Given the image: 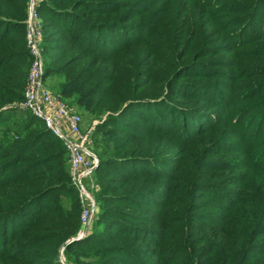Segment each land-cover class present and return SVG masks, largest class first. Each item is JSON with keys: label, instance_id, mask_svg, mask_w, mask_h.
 <instances>
[{"label": "rangeland", "instance_id": "374dc122", "mask_svg": "<svg viewBox=\"0 0 264 264\" xmlns=\"http://www.w3.org/2000/svg\"><path fill=\"white\" fill-rule=\"evenodd\" d=\"M45 1L50 14L36 1L43 84L80 115L96 157L82 179L95 208L79 235L86 199L72 179L51 188L24 181L18 171L31 158L8 165L13 156L2 157L1 144L43 127L14 97L24 94L31 54L24 28H8L0 54L23 60L15 72L23 68L25 78L19 90L0 69V96H8L0 103V211L36 192L27 184L48 188L0 237V264H264V86L255 82L263 79L264 8L238 22L228 0ZM83 27L111 44L73 43L68 32ZM79 83L87 107L70 102ZM53 142L33 156L59 153L69 170L64 143ZM129 192L135 205H105V195Z\"/></svg>", "mask_w": 264, "mask_h": 264}, {"label": "trees", "instance_id": "16d2710c", "mask_svg": "<svg viewBox=\"0 0 264 264\" xmlns=\"http://www.w3.org/2000/svg\"><path fill=\"white\" fill-rule=\"evenodd\" d=\"M59 2L62 3H66L69 2L70 0H58ZM228 9H230L231 11L234 12L232 18L236 19L238 22L242 21V20H246L247 18V12H251L253 10H257L260 5L264 8V0H259L261 3H259L257 6H255V0H228ZM78 5L77 7H87L88 6H94L98 3H102L104 2L103 0H78ZM27 3L28 0H0V45L2 43H4L7 39V30L8 28L11 27H15V28H24V41L26 44V39H25V28H26V20L25 17L27 15ZM60 4V5H61ZM38 5H36V10L39 13L40 11H45L47 10V13H51V8H48V4H46L45 0H41V4L40 7L43 8V10L37 9ZM76 7V6H75ZM54 9H58L60 11H64L65 9H62L61 7H57L54 6ZM50 10V11H49ZM66 11V10H65ZM96 11V10H95ZM60 13V12H59ZM68 17V16H67ZM81 25V24H79ZM82 26V25H81ZM91 30L87 27V28H76V30H70L68 32V36L70 37L71 41L75 44H80L82 41H96L98 43H105L111 44L110 41V37H100L98 36H93V34H90ZM89 33V34H88ZM264 35V34H263ZM262 35V36H263ZM27 47V45H26ZM28 49V48H27ZM26 55H30L29 49H28V53H25ZM16 55L12 54V53H2L0 54V69L2 67H5V71H7L4 75V77L6 79H8V81L10 83H12V85L15 88H18L19 90H21V88H23V82H24V78H25V73L23 71V68L21 70H19V73L17 74L15 71L16 69H20V64L22 66V63L24 62L23 60H17V62H12L14 61ZM10 62H12V64H9ZM259 75L263 76V79L261 80L259 78L255 79V82H259L261 81L262 86H264V64H262L258 70ZM254 80V79H252ZM78 78L73 80V82H77ZM72 81L69 82L73 83ZM68 82H64L61 83L60 86L62 87L63 84H67ZM4 87V86H2ZM61 92L66 93L65 90H62L61 88L59 89ZM85 87L83 83H79L78 87L76 88L75 91H70L72 97L70 99L71 103H77V104H81L84 103L87 107L90 104V100H85V97L88 95L87 93H84ZM17 95L14 96L16 98H21L23 99L24 94L22 93V96L20 94V92H16ZM2 97L6 98L8 97L7 94H4L3 96H0V103L1 101L4 99H2ZM27 111H29L31 113L32 116L38 118L41 120L43 127L38 129L37 131H32L30 133H27L28 138L26 140H11L7 143H3L1 144V147H3L4 153H3V158L5 157H9V156H13L12 158L8 159V161L6 163H9L8 165H14L16 164V162L18 161V158L20 157H25L27 159L31 158V162H28L24 165V167L20 168V170L18 172H24L27 173L26 178H24V181H39V183L42 182H46L47 186H49V188L52 187L53 184H55L58 178L63 179V180H69L71 179V175L69 170L65 169V166H62V163L58 160L59 158V153H51L50 155L47 156H41V157H34V152H38L39 149H42V147L46 146V148L50 147L51 145L54 144V139L56 140H60L62 143V139L60 137H58L56 134H54L45 124L44 120L42 118H40L39 116L35 115L33 112H31L30 109L27 108ZM26 127H28L26 125ZM64 145V144H63ZM65 147V146H64ZM66 149V148H65ZM95 152V151H94ZM261 159H264V149L261 150ZM19 158V159H20ZM119 160V159H118ZM102 161V160H100ZM3 164V163H2ZM101 164V163H100ZM102 166V164H101ZM97 169H99L98 167H96L94 170L98 171ZM121 170V169H120ZM134 173V172H131ZM51 176V177H49ZM23 181V180H21ZM52 183V184H51ZM29 189H32L33 194H31L30 196H25L22 197L18 200V202L15 203V206L1 210L0 211V237L4 236V233L8 232H12L14 231V228H11L12 225L14 224V222H18V224L20 223V225L24 222L22 219H24L25 214H23L22 210L25 207H28L33 201H35V199H37L40 195H42L43 193H45V191H47L45 188L48 187H44L43 188H38L41 186H33L32 184H27L26 185ZM36 193V194H35ZM135 195L134 193H119L117 195H111V194H107L104 197L105 200V205L109 204V203H119L121 205L123 204H130V205H135ZM33 205V204H31ZM35 205L32 206V208ZM107 207V206H106ZM110 207V206H108ZM31 208V209H32ZM58 208V206H57ZM111 210H114L115 208L110 207ZM38 210V209H36ZM36 210H34V213L36 212ZM22 212V213H21ZM35 216L37 215L38 218L39 217V212H36L34 214ZM112 220L113 217H111ZM110 218V219H111ZM32 219V218H31ZM30 219V220H31ZM36 220V219H35ZM78 221L80 222V215L78 217ZM19 225V226H20ZM76 229V225L72 224V225H65V233L66 235L75 231ZM42 233L45 234V231H42ZM65 233L63 235H65ZM6 236V235H5ZM48 239V238H45ZM70 244L66 245V248L69 247ZM55 253V252H54ZM48 263L49 261L45 260V261H40V263ZM95 264H99V263H95Z\"/></svg>", "mask_w": 264, "mask_h": 264}, {"label": "built area", "instance_id": "2783aa9c", "mask_svg": "<svg viewBox=\"0 0 264 264\" xmlns=\"http://www.w3.org/2000/svg\"><path fill=\"white\" fill-rule=\"evenodd\" d=\"M36 1L28 0L27 6L25 39L31 54V63L22 104L42 118L46 126L62 139L66 147L71 179L79 188L80 198L86 199L80 211L81 228L78 234L82 235L88 227L95 208L94 201L88 196L82 184V179L92 170L96 157L80 134V115L70 110L59 96L54 95L43 84V62L39 49L40 22Z\"/></svg>", "mask_w": 264, "mask_h": 264}]
</instances>
